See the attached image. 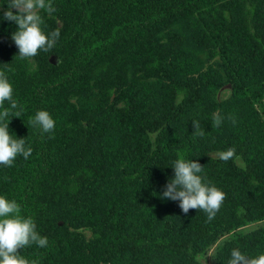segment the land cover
<instances>
[{
	"label": "trees",
	"instance_id": "obj_1",
	"mask_svg": "<svg viewBox=\"0 0 264 264\" xmlns=\"http://www.w3.org/2000/svg\"><path fill=\"white\" fill-rule=\"evenodd\" d=\"M52 4L42 27L60 36L32 58L18 55L16 22L0 18V70L23 108L9 132L32 148L0 164V195L48 239L20 254L38 264H196L197 254L228 264L233 248L264 254V0ZM39 110L55 120L51 133L30 123ZM216 113L236 123L213 127ZM193 120L203 137L192 135ZM230 147L238 158L222 161ZM178 158L203 165L226 193L212 221L161 198Z\"/></svg>",
	"mask_w": 264,
	"mask_h": 264
},
{
	"label": "clouds",
	"instance_id": "obj_2",
	"mask_svg": "<svg viewBox=\"0 0 264 264\" xmlns=\"http://www.w3.org/2000/svg\"><path fill=\"white\" fill-rule=\"evenodd\" d=\"M8 10L0 17L4 20L15 21L18 29L12 34L21 59L35 57L43 50L51 52L60 36V29L56 28L50 33H45L42 25L44 20L40 14L41 10L48 14L56 11L52 0H8ZM17 9L16 12L12 8ZM10 107H4L5 102ZM20 109L13 113L12 110ZM0 164L11 167L18 155L27 159L32 148L26 147L24 138H16L9 132L10 118L21 117L22 106L13 99V85L9 81L6 71L0 70ZM236 123L235 116L225 117L216 113L212 117V126L219 127L225 119ZM30 123L41 130V133H51L56 122L47 110L36 112ZM194 137L205 135L201 122L193 120ZM222 161H229L236 156L235 148H228L219 153ZM172 167L174 177L170 178L162 199L179 201L182 211L187 214L190 209L202 210L207 214L208 221H212L220 211L226 193L207 180L203 165L191 159L178 158ZM36 244L43 248L48 246V239L36 231V224L31 216L21 215V207L16 200H9L0 195V264H38L37 260H28L20 254V250ZM212 255L197 254L194 259L196 264H206V257ZM228 264H264V254L250 257L239 248L231 250Z\"/></svg>",
	"mask_w": 264,
	"mask_h": 264
},
{
	"label": "rangeland",
	"instance_id": "obj_3",
	"mask_svg": "<svg viewBox=\"0 0 264 264\" xmlns=\"http://www.w3.org/2000/svg\"><path fill=\"white\" fill-rule=\"evenodd\" d=\"M0 1H1V0H0ZM208 264H212L210 258H209V260H208Z\"/></svg>",
	"mask_w": 264,
	"mask_h": 264
}]
</instances>
